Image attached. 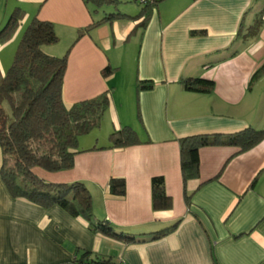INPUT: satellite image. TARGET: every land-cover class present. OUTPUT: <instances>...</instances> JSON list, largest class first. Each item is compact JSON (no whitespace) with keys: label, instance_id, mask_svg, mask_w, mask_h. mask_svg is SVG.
<instances>
[{"label":"crops","instance_id":"crops-1","mask_svg":"<svg viewBox=\"0 0 264 264\" xmlns=\"http://www.w3.org/2000/svg\"><path fill=\"white\" fill-rule=\"evenodd\" d=\"M16 1L24 16L14 36L35 14L53 22L60 44L44 47L50 55H62L77 29L92 23L83 0ZM138 1L116 5L136 18L91 28L68 53L63 101L70 106L108 91L105 141L85 147L79 142L69 169L32 168L47 182L83 181L94 216L136 241L94 234L84 218L56 205L12 197L0 174V264H85L79 260L84 252L115 264H264V137L245 150L200 147L199 175L185 186L178 143L196 134L264 130V74L251 79L264 63V26L257 37L243 38L264 10V0H155L145 25ZM126 59L130 66L119 73ZM106 66L112 69L107 76ZM191 77L212 80L214 86L209 92L186 90L181 80ZM139 80L152 87L138 90ZM125 125L140 142L108 148L109 133ZM1 161L0 149V167ZM157 175L172 198L168 210L151 206L150 180ZM111 177L124 179L123 196L109 191Z\"/></svg>","mask_w":264,"mask_h":264},{"label":"trees","instance_id":"trees-1","mask_svg":"<svg viewBox=\"0 0 264 264\" xmlns=\"http://www.w3.org/2000/svg\"><path fill=\"white\" fill-rule=\"evenodd\" d=\"M46 1V0H43ZM91 16L92 23L77 29L71 46L91 28L106 21L124 17L136 18L119 11H106V6L115 7L119 0H83ZM155 0H143L139 12L145 25L153 9ZM109 10V9H108ZM96 13L102 16L95 18ZM24 16L21 7H15L0 37L7 39L16 30ZM264 26V10H261L253 25L243 34V38L257 37ZM59 42L53 22L33 15L26 24L13 61L7 71L0 72V149L2 161L0 174L12 197H23L40 206L56 205L70 216H80L87 221L92 233L102 234L127 243L136 241L133 236L116 230L107 219L94 216L91 195L83 181L66 183L47 182L33 173L34 166L47 171L69 169L74 164V154L78 152V137L91 127L97 126L109 105V94L105 91L90 99L77 101L67 106L62 98L64 73L70 47L62 55H50L44 47ZM111 68L106 66L102 73L107 76ZM264 74V63L254 72L252 80ZM184 88L191 91L209 92L212 80L191 77L181 80ZM151 81L139 80L137 89H149ZM10 104L11 115L4 110L3 103ZM264 137V130L246 127L230 134H196L178 139L180 171L184 186L199 175V148L207 145H234L248 149ZM108 148H121L138 144L137 134L130 126H121L108 135ZM109 191L116 196L125 193V181L111 177ZM151 206L153 210H168L172 198L165 192L164 177H151ZM189 195L184 192L186 204ZM169 228L159 231L160 237ZM85 264H115L110 258L89 257L84 252L79 258Z\"/></svg>","mask_w":264,"mask_h":264},{"label":"rangeland","instance_id":"rangeland-1","mask_svg":"<svg viewBox=\"0 0 264 264\" xmlns=\"http://www.w3.org/2000/svg\"><path fill=\"white\" fill-rule=\"evenodd\" d=\"M138 3L141 4L139 1H138ZM28 4L26 5V10H27ZM18 5H19V3H17L16 0H0V31L5 26L10 15L15 10V7H18ZM29 9L30 8H28V10ZM105 9H106V11H112L109 8V6H106ZM124 9H125V6L119 5V7L118 6L116 7L115 11L120 12V10L123 11ZM130 11H132L133 14H136V13H138L139 9L131 8ZM100 16H102V13H99L98 17H100ZM22 32H21V34H19L17 36H14V34H13L10 37H8L7 39L0 37V72L3 74L7 71V69L10 67V65L13 61L14 54H15V51L17 49V46H18L19 40L21 38ZM132 37L137 40V38L139 37V32L134 33L132 35ZM57 44H60V43H57ZM126 44H129V43H126ZM126 61L122 62L119 73H122L125 68H128L130 66V64H129L130 59L129 60L126 59ZM3 107H4V110L6 111V113L10 116L11 111H10L9 102L5 101L3 103ZM109 126H110V124L107 121H105L104 117L101 118V120L97 126L91 127L90 130H88L84 134L80 135V136H82L81 138H79L80 136L77 138L78 143L80 142L79 145L81 147H85L87 145H92V144L93 145L94 144L100 145L102 143V141L103 142L105 141V140H103L106 136L105 130L109 129ZM97 138H99V139H97ZM95 141H98V144L95 143ZM106 141H108V140H106Z\"/></svg>","mask_w":264,"mask_h":264},{"label":"built area","instance_id":"built-area-1","mask_svg":"<svg viewBox=\"0 0 264 264\" xmlns=\"http://www.w3.org/2000/svg\"><path fill=\"white\" fill-rule=\"evenodd\" d=\"M141 2L143 1V0H140Z\"/></svg>","mask_w":264,"mask_h":264}]
</instances>
